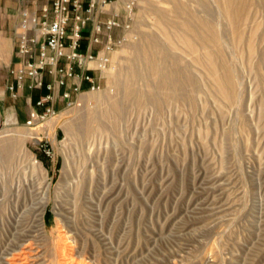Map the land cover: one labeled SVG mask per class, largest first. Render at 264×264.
<instances>
[{
  "label": "rangeland",
  "instance_id": "1",
  "mask_svg": "<svg viewBox=\"0 0 264 264\" xmlns=\"http://www.w3.org/2000/svg\"><path fill=\"white\" fill-rule=\"evenodd\" d=\"M113 1L124 21L125 0ZM30 6L0 0V142L19 141L0 154V264L21 239L38 248L35 264H55L61 238L73 264H264V0H138L100 88L72 93L70 107L58 96L35 129L30 95L6 86ZM148 43L158 69L126 99L122 72L145 71L136 52ZM114 101L120 118L104 114ZM43 131L53 157L37 147Z\"/></svg>",
  "mask_w": 264,
  "mask_h": 264
},
{
  "label": "built area",
  "instance_id": "2",
  "mask_svg": "<svg viewBox=\"0 0 264 264\" xmlns=\"http://www.w3.org/2000/svg\"><path fill=\"white\" fill-rule=\"evenodd\" d=\"M113 0H30V7L20 13L17 34L18 62L10 69L15 81L9 86L12 95L28 88L46 89L36 101L27 119L31 128L42 125L57 114L55 101L61 96L66 106L73 104L72 93L100 88V74L108 69L110 53L121 45L125 36L118 29H129L138 0H125L124 21ZM106 6H110L106 8ZM101 13H108L101 19ZM131 33L128 34L129 37ZM99 72V79L94 74ZM44 109L43 112L37 110ZM36 140L47 157L54 147L46 132Z\"/></svg>",
  "mask_w": 264,
  "mask_h": 264
},
{
  "label": "bare ground",
  "instance_id": "3",
  "mask_svg": "<svg viewBox=\"0 0 264 264\" xmlns=\"http://www.w3.org/2000/svg\"><path fill=\"white\" fill-rule=\"evenodd\" d=\"M187 21L188 20L183 21L184 23L182 24L183 31L184 32L186 31V34L189 33L188 31L191 29V26ZM199 37L202 38V34H199ZM136 55H138V59L140 58L145 61L146 68H145V71L143 70V72H139L137 63L133 62L123 70L121 80H123L125 83H128L127 84L128 90L125 93L126 99H128L132 94H136L138 92V90L136 91L131 88V83L137 80H141L146 73L158 69V64L156 62L155 46H152L151 43L144 45L140 50L136 52ZM207 62L209 63V61ZM209 67L211 70H213L210 63H209ZM167 77L171 81H173V83L175 82V83H179L183 85H186L188 83V79L186 77H180L177 74L174 76H171L170 74H168ZM217 86L219 88V91H221L223 88L231 87V78H230L229 72H226L223 78H219V80L217 81ZM155 101L157 103H160L161 98L156 97ZM123 112H124V109L122 107V102L114 101L110 105L109 110L104 112V114L110 115L116 118H120V116L123 115ZM92 130H93L92 125L91 126L86 125L83 131L84 133H90ZM38 139L39 138H37V140ZM18 142H19L18 138L16 137L1 141L0 142V154H6L8 156H13V150L14 148H16L15 146H17ZM43 214H42V220H43ZM20 242H21L20 244L14 245L15 248L10 250L11 253L7 254L8 256H6V260H4L3 264H30L31 262H33L34 264L37 263L38 261L37 258H39L38 256L39 251H35V250H37L38 248L37 249L34 248L32 246V243L29 242V240L25 241V239H21ZM53 249H54V256H55L54 257L55 264H69L70 263V257L68 256L69 254L71 255V253L67 254V252H69V247H68V243L66 242L65 238H61L60 240H57L55 242V246H53ZM71 262L72 263L70 264H73V261Z\"/></svg>",
  "mask_w": 264,
  "mask_h": 264
},
{
  "label": "crops",
  "instance_id": "4",
  "mask_svg": "<svg viewBox=\"0 0 264 264\" xmlns=\"http://www.w3.org/2000/svg\"><path fill=\"white\" fill-rule=\"evenodd\" d=\"M18 19H20V13H19V15H18ZM3 49L4 48V40H3V38L0 36V49ZM8 49V50H10L9 49V47H8V44H7V42L5 43V49ZM15 81V76L14 75H12V74H10V69L8 70V76H7V87H8V84L9 83H11V82H14ZM6 87V88H7ZM8 89V88H7ZM29 91H31V90H29L28 88H26L24 91H21L20 92V95L21 96H27V95H32V100H33V95H35V94H39V96L40 95H42L41 94V90H35V91H31V94H30V92ZM5 92H6V89H5ZM45 93H47V90H46V92ZM44 93V94H45ZM2 99V101L3 100H5L4 99V97H2L1 98ZM1 108L3 109V112H4V114H6V110L8 109V108H10V106H8V105H5V102L3 103V105L2 106H0V120H1V118H2V112H1ZM12 115V113L11 114H9V116H8V118L10 117Z\"/></svg>",
  "mask_w": 264,
  "mask_h": 264
},
{
  "label": "trees",
  "instance_id": "5",
  "mask_svg": "<svg viewBox=\"0 0 264 264\" xmlns=\"http://www.w3.org/2000/svg\"><path fill=\"white\" fill-rule=\"evenodd\" d=\"M45 92H46V89H42L41 90V94H44ZM38 97H39V94L38 93L35 94V95H33V101H36Z\"/></svg>",
  "mask_w": 264,
  "mask_h": 264
}]
</instances>
